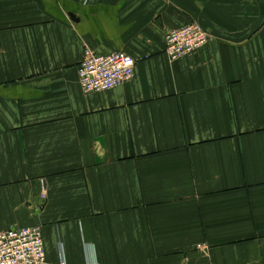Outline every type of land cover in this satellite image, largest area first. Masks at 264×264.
I'll return each instance as SVG.
<instances>
[{"label":"crops","instance_id":"1","mask_svg":"<svg viewBox=\"0 0 264 264\" xmlns=\"http://www.w3.org/2000/svg\"><path fill=\"white\" fill-rule=\"evenodd\" d=\"M87 48L134 80L85 95ZM28 227L47 264H264V0H0V233Z\"/></svg>","mask_w":264,"mask_h":264},{"label":"built area","instance_id":"2","mask_svg":"<svg viewBox=\"0 0 264 264\" xmlns=\"http://www.w3.org/2000/svg\"><path fill=\"white\" fill-rule=\"evenodd\" d=\"M210 41L209 33L197 22L172 30L165 36V54L175 62L192 55ZM136 76V60L115 51L99 55L87 48L78 68L85 95L103 93L131 82ZM43 232L40 227L14 228L0 233V264H47Z\"/></svg>","mask_w":264,"mask_h":264}]
</instances>
